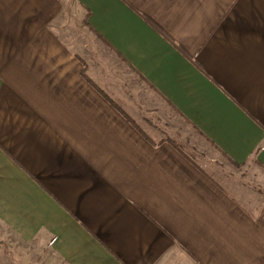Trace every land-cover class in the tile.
Wrapping results in <instances>:
<instances>
[{
  "label": "crops",
  "instance_id": "0c3cea01",
  "mask_svg": "<svg viewBox=\"0 0 264 264\" xmlns=\"http://www.w3.org/2000/svg\"><path fill=\"white\" fill-rule=\"evenodd\" d=\"M0 237L264 264V0H0Z\"/></svg>",
  "mask_w": 264,
  "mask_h": 264
},
{
  "label": "rangeland",
  "instance_id": "374dc122",
  "mask_svg": "<svg viewBox=\"0 0 264 264\" xmlns=\"http://www.w3.org/2000/svg\"><path fill=\"white\" fill-rule=\"evenodd\" d=\"M71 4V2L69 1V5ZM3 238L2 237H0V245L1 244H4V247L5 248H7V249H9V250H15V248L14 247H12L11 246V242L10 241H7V240H5V241H1ZM10 252V251H9ZM11 253V252H10ZM23 259H25V260H27V258L25 257V258H23ZM7 260L9 261V263L11 262V260H12V258H7Z\"/></svg>",
  "mask_w": 264,
  "mask_h": 264
}]
</instances>
